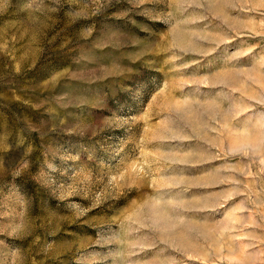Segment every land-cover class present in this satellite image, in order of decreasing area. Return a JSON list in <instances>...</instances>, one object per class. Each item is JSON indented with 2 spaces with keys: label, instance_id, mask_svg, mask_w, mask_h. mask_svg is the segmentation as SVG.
<instances>
[{
  "label": "rangeland",
  "instance_id": "obj_1",
  "mask_svg": "<svg viewBox=\"0 0 264 264\" xmlns=\"http://www.w3.org/2000/svg\"><path fill=\"white\" fill-rule=\"evenodd\" d=\"M0 264H264V0H0Z\"/></svg>",
  "mask_w": 264,
  "mask_h": 264
}]
</instances>
